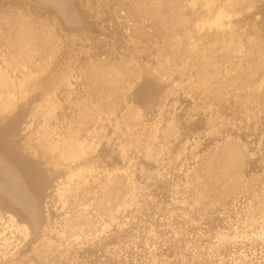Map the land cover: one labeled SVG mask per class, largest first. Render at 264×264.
<instances>
[{"label":"bare ground","instance_id":"1","mask_svg":"<svg viewBox=\"0 0 264 264\" xmlns=\"http://www.w3.org/2000/svg\"><path fill=\"white\" fill-rule=\"evenodd\" d=\"M33 1L43 8H46L43 5L46 4L52 9L46 8L52 11L54 20L62 26L65 37L69 39L54 43L55 32L40 22L25 19L22 33L25 36L23 43L27 46L21 53L26 58L35 60L29 66L19 64L7 51L0 49V195L7 201L8 209L10 208L11 212L17 216L18 221L30 231L33 236H31L32 241L39 242L38 245L36 243V247H33L38 256L40 255L38 250L40 245L50 247L54 242L50 241L51 233L47 229L50 227L49 208L45 206L47 214L45 218L42 217V209L46 203V190L53 185L56 178L63 176L62 182L67 183H62L61 187L65 186V191L59 194L63 205L74 199L78 206L85 208L83 212H79L82 213L81 217L74 215L66 221L64 227L66 231L70 230L69 232H71L73 227L78 225L86 226L89 230L94 227V224L100 222L104 215L123 217V221L130 225L129 231H122L111 241L105 239L95 244L91 243V246L78 251L82 257L92 259L91 263L94 264L105 255L106 249L118 245L124 237H141L143 234L142 225L139 226V224L144 220H149V210L157 209L158 216H152L153 218L150 219L154 225L152 227L157 233L162 231V229L158 231L160 226L166 225V211L162 207L158 209L160 207L158 204L141 205L139 207L141 215L126 217L125 212L127 213V209L133 206H131L132 201L136 200L133 199L136 196V188L140 187L135 185L136 175H128V160L136 157L132 152L133 148L143 144V148L147 147L146 149H148L149 145L148 143H138L130 146L125 142L110 146L107 142L108 132L100 133L101 130H98L103 125L100 121L104 119L111 121L110 115H113L116 119L121 117L122 123L128 126L135 114V109L132 108L134 106H128V101L151 107L162 104L158 110V113H161L160 111L166 106L165 101L162 102L166 85L162 82L161 76L169 75L179 69L184 70L192 80L191 85L204 94H212L213 98H220L224 92L227 94L228 90L234 88L238 90L239 96L243 95L245 108L259 107L264 104V36L257 30L249 32L244 28V25L249 24L248 19L251 18V16L247 17L246 13L254 10L249 8L254 6L256 0H181L188 17L187 31H181L173 37L163 35L160 40L151 36L152 32L148 31L149 35L145 39V41H152L155 69L161 75H157L146 66L137 67L135 62L140 61V56L136 52L127 53V56H123L117 61L116 57H113L112 60L104 59L103 66L95 67L90 75L87 71H82L80 69L82 64L75 49L69 50L65 47L74 45L72 36L78 34L75 30L77 27L84 26L85 29L86 27L94 29L89 8L82 7V17L79 18L75 15V19L71 21L73 12L65 9L63 4L65 2ZM141 20L142 26L147 28L144 18ZM128 28L132 29L133 27ZM128 36L135 45L141 46L143 40H139V37L135 39L130 32ZM142 37L141 35L140 39ZM63 42L65 43L62 44ZM135 47L138 48V46ZM246 55L250 57L249 61ZM242 57L247 60H244L246 64L243 66L244 74H242L243 79L240 82L236 76L231 74L230 66L234 64L235 59ZM36 60L39 62L34 65ZM242 61L239 60V62ZM236 63L238 64V62ZM236 63L234 65L237 66ZM80 75L84 80L78 82L79 85L74 87V82L79 79ZM136 78H142V81L135 84ZM79 86L82 88L76 92V88ZM63 106H66L69 111L63 112ZM120 108L125 109L124 113H120ZM151 111L150 113H152ZM36 116L42 117H40V122L43 124V128L38 133L39 141L33 143V138L28 136L24 130L29 121ZM158 131L159 127L152 129L155 134ZM8 135L12 137L9 138ZM99 146L101 147L99 148ZM168 146L166 144L164 148L151 155V158L164 152ZM154 152L148 151L149 154ZM202 156L198 160L194 158V170L190 174H186L189 183L196 182L192 193V203L203 200L212 193H215L214 198H210L209 202L225 201L228 197L237 199L238 195L249 193V190L254 189L256 194L249 199L247 211L237 221L240 222V232L246 238L263 235L264 186L259 192L254 188V185L250 186L248 173L245 170L250 163L246 148L226 144L222 149L217 147ZM98 159L105 163L103 165L101 163L100 167V169L106 170L103 173L95 166V161ZM190 166L192 165L189 164L188 168ZM143 171L144 168L141 169V172ZM90 174L101 177V185L99 184L98 187L100 194L98 199L95 197V202L86 197L87 188L85 189V185L81 187L82 183L90 181L86 179V176L92 177ZM92 181L95 182V180ZM94 186L91 185V188L93 189ZM208 201L204 202L203 207ZM89 210L100 211V218L95 215L97 219L93 220V217L88 216L89 212L87 211ZM151 213L153 212L150 211L149 214ZM69 232L68 235H70ZM21 233L24 235L25 231L23 230ZM221 233L222 237L229 236V233L224 229ZM24 236H20L19 240L24 239ZM2 237L5 242H0V248L12 246L17 240H8V233ZM26 238L29 239V237ZM196 239V237L188 239L185 237L180 240L179 262H168L164 257H170L171 251L164 248L160 251L163 258L161 256L158 259H150L147 264H187L189 258L192 260L191 264L194 261L198 264H217L216 259L213 260L211 257L212 247L210 245L203 247V244H198ZM197 244L199 246L195 250ZM24 252L25 250L22 248L18 249V255L14 256L12 262L20 258ZM75 252L72 251V257L68 250L63 249L58 256L62 257L63 255V261L73 263L75 256L78 255H74ZM48 253L49 251L44 252L45 256L39 257L41 264L52 261V257ZM193 253L197 255V258ZM104 260L105 258L103 261L101 259L102 264H110V262H106L108 260ZM74 264L77 263L74 262Z\"/></svg>","mask_w":264,"mask_h":264},{"label":"rangeland","instance_id":"2","mask_svg":"<svg viewBox=\"0 0 264 264\" xmlns=\"http://www.w3.org/2000/svg\"><path fill=\"white\" fill-rule=\"evenodd\" d=\"M56 1H60V3L65 2L63 3L66 7L65 9L73 12L71 21L75 19V15L79 18L82 17V7L89 8L88 11L94 23V29L91 30L88 27L85 29L84 26L77 27L75 30L78 34L72 36L74 45L65 47L69 48V50L75 49L82 64L80 69L87 71L89 75L95 67L103 66L104 59L112 60L113 57H116L117 61L121 57L127 56V53L132 54L134 52L140 56V61L135 62L137 67L146 66L147 69L152 70L157 75H161L155 69L156 63L151 46L152 41H145L149 35L148 31H151V36H154L158 40L163 35L173 37L181 31H187L188 17L181 0ZM263 2L264 0H256L254 6L249 8L251 10L253 8L254 10H249L250 12L246 13L247 17L251 16V18L248 19L249 24L247 26L244 25L246 31L253 32L257 30L262 36H264ZM43 5L49 8L46 4ZM138 6L140 8H137ZM46 8L39 6L33 0H0V49L7 51L19 64L29 66L35 60L33 58H26L21 53L27 46L23 43L25 36L22 33L23 21L25 19L40 22L55 32L54 43H60L62 40L67 41L69 39L65 37L62 26L54 20L53 13L50 11L52 9L49 8L50 10H48ZM72 8L74 11H72ZM142 18L147 23V28L142 26ZM130 26L133 28H128ZM129 32L135 39L139 37V40H143L140 47L129 40ZM141 35L143 37L140 39ZM135 46H138V48L136 49ZM244 58L242 59L243 61L240 58L235 59L233 62L234 64L238 62V64L236 63L237 66L233 64L234 66H230L232 69L229 67L231 74L236 76L240 82L243 79L242 74H244L243 66L246 64L245 61L247 59L249 61L250 59L247 55V59L245 60ZM239 60L242 62H239ZM38 62L39 60H36L34 65ZM161 78L162 82L166 85L165 96L162 98V102L165 101L166 106L160 111L161 113H158V110L162 104L157 105V107L156 105L151 107L135 103L134 101H128L127 105L134 106L132 108L135 109V114L128 126L122 123L123 119L121 117L116 119L113 115H110L112 120L107 121L104 119L100 121L103 125L98 130H101L100 133L108 132L107 142L110 146L113 144L120 145L125 142L130 146L137 145L138 143H148V149H146L147 147L143 148V144L133 148L132 152H134L136 157L128 160V175H136L135 185L141 188H136V196L133 197L136 200L135 202L132 201L131 206H133L131 208L129 207L125 214L128 218L131 216H139L141 215L139 211L141 205L145 206L148 203L151 205L158 204L160 206L158 209L162 207L166 211V225L160 226L158 231H161V229L162 231L159 232L160 234L157 233L153 229L154 227L152 226L154 225L150 221L151 218L158 216L156 213L157 209H155L156 211L154 209L149 210V220H144L139 224V226L142 225L141 229L145 237L143 234L141 237H124L121 243L114 246L115 248L111 246L108 248L110 249L109 251L106 249V256L104 255L100 258V261L94 262V264H102L104 258L110 264H147V261L150 259H158L161 256L163 258L164 256L160 251L164 248L171 251L170 257H164L167 258L168 262H179L178 256L181 252L180 240L185 237L187 239L196 237L198 244H203V247L204 245H210L212 247L211 257L213 260L216 259L217 264H264V234L246 238L240 232V222L237 221L247 211L249 199L256 194L254 193L255 190H249V193L243 194L244 196L240 194L237 199L228 197L225 199L226 202L224 200L209 202L210 198H214L215 193H212L203 200L192 203V193L196 182L191 181L189 183L186 178V174H190L194 170V158L198 160L203 154L210 152V150L213 151L217 147L222 149L223 145L231 144L246 148L250 163L245 170L248 173L250 186L254 185V188L259 192L264 186V104L259 107L251 106V108H245L243 106V95L239 96L238 90L234 88L228 90L227 94L224 92L220 98H213L212 94H204L191 85L192 80L181 69L174 70L173 73L161 76ZM83 80L84 78L80 75L79 79L75 80L74 87L79 85L78 82H82ZM140 81H142V78H136L135 84H138ZM80 88L82 86L77 87L76 92ZM62 111L68 112L69 110L66 106H63ZM119 111L120 113H124L125 109L120 108ZM147 115L148 117H146ZM40 117L36 116L25 126L24 131L28 136L33 138V143L39 141L38 133L43 128ZM155 127H159L157 134L152 132V129L154 130ZM8 137L11 138L12 136L8 135ZM166 144L169 146L168 149L162 152L163 155L161 153L151 158V155L158 152L161 148H164ZM28 148L32 150L30 146ZM147 150L149 152H155L149 154ZM42 158L45 159L44 157ZM99 160L95 161V166L98 169L104 163ZM170 162L174 163L172 164ZM189 164L192 166L188 168ZM142 168H144L143 172H141ZM100 170L102 171L101 173L106 171L102 168ZM199 173L202 174L203 172ZM90 176L92 177L89 178L86 176V179L90 181L88 183H82L81 187L85 185V189L87 188V191L85 190L86 197L91 198L95 202L100 194L98 187L101 185V177L100 175L96 177L95 174H90ZM63 178V176L56 178L53 185L46 190L47 198L46 203L43 205L42 217L45 218L47 215L45 213V206H47L50 214V227H47V229L51 233L50 241L54 242L53 245L51 244L52 246H46L48 249L45 246H39L40 249L38 248V250L41 256H38L33 248L39 242L32 241L33 236L30 231L18 221L17 216L11 212L10 208L8 209L9 205L7 201L0 195V242H5L2 236L6 233H8V240L13 241L17 239L12 246H3L0 248V264H41V258L39 259V257H42V255L45 256L44 252L48 251V254L52 257V261L47 264H74V262L77 264L81 262V264H92V259L82 257L78 251L105 239L111 241L122 231H129L130 225L123 221V217L117 218L115 215H104L101 217L103 219L94 224V227L89 230L86 226L78 225L73 227V231H66L64 228L66 221L74 215H80L81 217L82 213L79 212H83L85 208L78 206L74 199L66 204L67 206L65 204V206L63 205L59 196L60 193L65 191V186L61 187L62 183H64L62 182ZM91 180H95V182L93 183ZM91 185H95L93 189ZM80 193L83 194L82 191ZM79 197L82 196L79 195ZM205 201L208 202L203 207ZM150 211L153 213L149 214ZM87 212H89V214L87 213L88 216L93 217L95 221L97 219L95 215L100 218V211L89 210ZM223 229L229 233V236L222 237L221 231ZM23 230L25 231V236L21 233ZM68 232L71 237L68 235ZM219 232L220 234L218 235ZM20 236H24V239L19 240ZM26 237H29V239ZM198 244L196 248L194 246L195 250L198 249ZM21 248L25 252L15 262H12L14 256L16 257L18 255V249ZM27 248L30 249L28 250ZM63 249L68 250V253H71L70 256L72 257V251L73 253L76 251L74 255H78L75 256L73 263L63 261V255L59 257ZM41 250L44 251L42 252ZM193 254L197 258V255L195 253ZM193 254L191 255L193 256ZM191 261L189 258L187 264H191ZM193 264L198 263L194 261Z\"/></svg>","mask_w":264,"mask_h":264}]
</instances>
